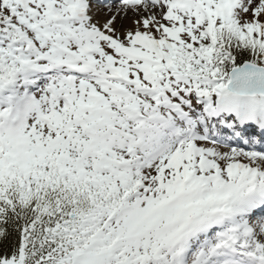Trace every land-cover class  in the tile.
Returning a JSON list of instances; mask_svg holds the SVG:
<instances>
[{"label":"snow or ice","instance_id":"1","mask_svg":"<svg viewBox=\"0 0 264 264\" xmlns=\"http://www.w3.org/2000/svg\"><path fill=\"white\" fill-rule=\"evenodd\" d=\"M0 264H264V0H0Z\"/></svg>","mask_w":264,"mask_h":264}]
</instances>
